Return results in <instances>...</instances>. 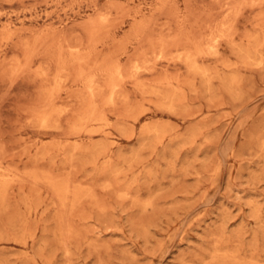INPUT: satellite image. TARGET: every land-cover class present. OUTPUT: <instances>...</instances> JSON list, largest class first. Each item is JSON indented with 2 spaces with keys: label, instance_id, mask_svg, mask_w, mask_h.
Here are the masks:
<instances>
[{
  "label": "rangeland",
  "instance_id": "374dc122",
  "mask_svg": "<svg viewBox=\"0 0 264 264\" xmlns=\"http://www.w3.org/2000/svg\"><path fill=\"white\" fill-rule=\"evenodd\" d=\"M0 264H264V0H0Z\"/></svg>",
  "mask_w": 264,
  "mask_h": 264
},
{
  "label": "bare ground",
  "instance_id": "6f19581e",
  "mask_svg": "<svg viewBox=\"0 0 264 264\" xmlns=\"http://www.w3.org/2000/svg\"><path fill=\"white\" fill-rule=\"evenodd\" d=\"M263 213V212H262ZM238 262V261H237Z\"/></svg>",
  "mask_w": 264,
  "mask_h": 264
}]
</instances>
